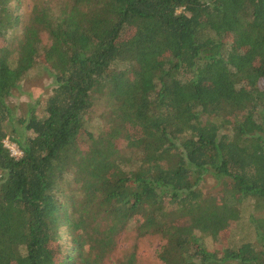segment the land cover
<instances>
[{"label":"trees","instance_id":"1","mask_svg":"<svg viewBox=\"0 0 264 264\" xmlns=\"http://www.w3.org/2000/svg\"><path fill=\"white\" fill-rule=\"evenodd\" d=\"M17 8L0 0V264H104L129 229L163 264H264V0L36 4L11 47ZM39 65L53 92L16 120ZM243 222L255 242H232Z\"/></svg>","mask_w":264,"mask_h":264},{"label":"rangeland","instance_id":"2","mask_svg":"<svg viewBox=\"0 0 264 264\" xmlns=\"http://www.w3.org/2000/svg\"><path fill=\"white\" fill-rule=\"evenodd\" d=\"M63 1L64 0H16V4L18 5L16 15L21 24L9 32L7 36L9 45L13 47L15 42L22 39L25 24L30 17L34 5L47 4L52 7L55 12H58L60 9L59 6ZM42 45L43 47H49L51 45V41L47 35L42 36ZM53 82L50 72L42 65L33 69L26 76L20 88L14 91L12 97L8 100V105L13 108L16 120L27 117L31 109H38L40 114H43L42 110L45 101L52 94L55 87ZM106 111L107 104L104 101H99L88 116L90 130L98 132L104 127L101 116L104 115ZM13 124L15 125L14 129H17V125L14 122ZM18 129V134L20 136L22 134V138L26 136V132L21 130V128ZM6 145L15 157L20 158L22 156L20 148L13 143V141L7 140ZM128 156L132 158L134 155L130 152ZM222 187V182L216 179L212 174H208L205 177V182L202 183V190L206 194L217 193L219 190L221 191ZM254 210V200L250 198L246 199L243 203V217L250 218ZM261 212L264 214V211ZM255 215H257V213H255ZM258 215H261V213L259 212ZM253 230L254 228L247 222L240 223L232 232V242L240 239L255 242L257 237ZM117 243L116 251L104 264H122L127 256L133 254H135V264H163L158 257L162 245L159 236L139 237L135 229H129L120 235ZM207 244H211V241L209 240Z\"/></svg>","mask_w":264,"mask_h":264}]
</instances>
